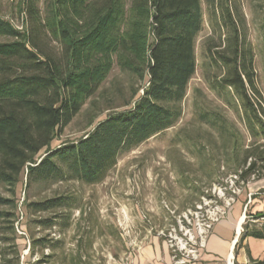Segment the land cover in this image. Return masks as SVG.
Masks as SVG:
<instances>
[{
    "label": "trees",
    "instance_id": "obj_1",
    "mask_svg": "<svg viewBox=\"0 0 264 264\" xmlns=\"http://www.w3.org/2000/svg\"><path fill=\"white\" fill-rule=\"evenodd\" d=\"M23 1V32L0 18V37L6 39L0 42V184L12 196L0 199V206L9 207L0 210V264H23L15 227L23 174L27 185L67 178L98 184L121 153L176 124L196 71L195 42L203 27L201 0H49L43 11L37 0ZM206 2L220 38L206 45L209 65L217 71L211 88L231 95L251 137L264 139V109L251 97L261 98L244 23L231 0ZM114 66L139 81L147 77L142 95L77 141L51 149ZM260 147L244 151L242 165L247 166L240 180L254 175L257 164L264 168ZM66 201L59 197L22 207L39 213L64 209ZM42 224L51 228L54 221ZM241 235L264 239V223Z\"/></svg>",
    "mask_w": 264,
    "mask_h": 264
},
{
    "label": "rangeland",
    "instance_id": "obj_2",
    "mask_svg": "<svg viewBox=\"0 0 264 264\" xmlns=\"http://www.w3.org/2000/svg\"><path fill=\"white\" fill-rule=\"evenodd\" d=\"M47 1L37 0L36 6L43 11ZM230 5L244 23L246 44L253 53L261 98L251 97L264 109V0H231ZM23 7V0H0V18L23 32ZM201 8L196 71L179 105L181 116L176 124L121 153L101 183L88 185L67 178L27 185L25 174L21 176L15 227L21 237L17 243L23 264H130V254L145 236L166 233L188 222L200 223L208 210L229 197L238 199L248 182L264 176V168L257 164L258 173L247 181L239 178L247 166L242 165L244 151L262 146L259 152L264 153V139L251 137L241 107L231 95H219L211 88L217 71L209 65L206 45L220 38L206 0H201ZM144 86L147 77L139 81L114 66L50 148L77 141L113 111L130 109ZM8 189L0 184V199L12 198ZM59 197L67 199L66 208L33 213L22 207ZM0 210L9 207L0 206ZM44 221L54 224L45 228ZM262 223L263 219L245 218L240 236L246 228L260 229Z\"/></svg>",
    "mask_w": 264,
    "mask_h": 264
},
{
    "label": "crops",
    "instance_id": "obj_3",
    "mask_svg": "<svg viewBox=\"0 0 264 264\" xmlns=\"http://www.w3.org/2000/svg\"><path fill=\"white\" fill-rule=\"evenodd\" d=\"M258 215H264V177L248 182L227 215L214 225L201 251L200 264H227L230 256L232 264H264V239L237 234L242 217ZM129 259L130 264H172L170 250L157 234L145 236L141 249L133 251Z\"/></svg>",
    "mask_w": 264,
    "mask_h": 264
},
{
    "label": "built area",
    "instance_id": "obj_4",
    "mask_svg": "<svg viewBox=\"0 0 264 264\" xmlns=\"http://www.w3.org/2000/svg\"><path fill=\"white\" fill-rule=\"evenodd\" d=\"M234 201L233 197L224 199L221 205H216L208 210L200 223L191 224L188 222V225L179 226L178 229L173 228L166 233L159 231L157 236L166 242L170 250L171 263L200 264L201 251L205 248L209 234L214 225L227 215V211ZM244 220L245 217H243V222ZM142 244L140 242L135 245V250H140Z\"/></svg>",
    "mask_w": 264,
    "mask_h": 264
},
{
    "label": "bare ground",
    "instance_id": "obj_5",
    "mask_svg": "<svg viewBox=\"0 0 264 264\" xmlns=\"http://www.w3.org/2000/svg\"><path fill=\"white\" fill-rule=\"evenodd\" d=\"M241 223H238V229H237V234L239 235V233H240V231H241V225H242V223H243V217H242V219H241V221H240ZM234 243V242H233ZM230 259H232V256H230ZM229 264H231V260H230V262H229Z\"/></svg>",
    "mask_w": 264,
    "mask_h": 264
}]
</instances>
